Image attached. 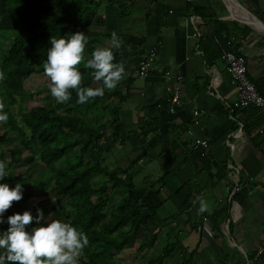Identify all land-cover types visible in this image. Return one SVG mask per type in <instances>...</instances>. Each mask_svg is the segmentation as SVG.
I'll return each mask as SVG.
<instances>
[{"label":"crops","instance_id":"crops-1","mask_svg":"<svg viewBox=\"0 0 264 264\" xmlns=\"http://www.w3.org/2000/svg\"><path fill=\"white\" fill-rule=\"evenodd\" d=\"M94 1L88 30L107 37L104 47L113 31L123 41L113 50L114 62L125 65L118 83L127 93L120 120L146 122L141 146L130 160L138 155L141 169L167 173L166 189L181 186V194L192 199L178 215L171 200L158 210L164 222L146 257L172 245L165 264H240L264 246V118L254 109L231 108L236 95L223 54L244 55L250 81L264 94V36L231 18L223 0ZM233 1L264 27V0ZM151 47L156 49L154 70L140 79L138 65ZM164 71L182 76L181 104L174 113L168 111ZM194 110L203 112L197 125ZM201 138L209 144L206 161L191 156L193 142ZM30 200L23 205L30 207ZM31 229L32 224L26 226ZM253 264H264V256Z\"/></svg>","mask_w":264,"mask_h":264},{"label":"trees","instance_id":"trees-1","mask_svg":"<svg viewBox=\"0 0 264 264\" xmlns=\"http://www.w3.org/2000/svg\"><path fill=\"white\" fill-rule=\"evenodd\" d=\"M94 2L0 0V33H9L3 38V47L0 42V70L7 77L0 81V99L4 100L9 116L7 123H1L4 130L0 134V161L8 168L29 159L25 173L15 175V169L11 168V174L0 183L10 188L22 184V199L13 202L18 207L34 196L28 192L30 184L37 186L39 192L52 191L57 209L55 220L71 223L89 239L79 264H133L125 260L126 255L117 258L126 251L141 257L137 264H165L172 245L164 252L145 257L147 251L154 249L157 230L164 222L158 210L171 200L178 215L191 207L192 199L181 194V186L173 191L166 189L167 173L147 176L142 186L137 187L133 176L140 160L138 155L126 167L105 164L116 145L128 146L129 151L141 146L140 131L146 122L132 125L119 117L127 93L117 85L113 90L106 89L102 97L80 104L73 91L71 99L60 104L49 99L51 94L46 85L28 92L30 101L41 96L43 104L23 108L24 82L32 75L45 76L43 65L51 37L59 39L83 32L89 40L86 57L91 56L95 47H104L107 37L88 30ZM80 70L84 77L82 87L101 86L93 80L92 70L83 65ZM8 144L14 147L8 151L10 159L6 161L4 147ZM23 152L28 153L27 157H23ZM193 153L192 159L206 161V154L200 149ZM30 166L41 170L38 177L29 176ZM116 196L119 199L114 201ZM40 210L49 213V209ZM7 211L0 223V233L9 227Z\"/></svg>","mask_w":264,"mask_h":264},{"label":"clouds","instance_id":"clouds-1","mask_svg":"<svg viewBox=\"0 0 264 264\" xmlns=\"http://www.w3.org/2000/svg\"><path fill=\"white\" fill-rule=\"evenodd\" d=\"M88 36L76 32L59 39L50 38L46 62L43 65L44 74L48 78L49 91L57 103L68 102L74 91L77 103L83 104L90 98L102 97L105 90H113L122 80L125 65L121 61L114 62V49L121 48L123 41L115 31L111 33L109 46H97L90 57H86ZM92 70L95 82L100 87H82L83 73L80 66ZM6 74L0 70V81L6 80ZM6 104L0 99V123H7L9 116L5 111ZM7 164L0 161V180L8 176ZM23 187L17 183L10 188L8 184L0 183V216L13 202L22 199ZM206 205L201 201L200 211ZM39 224L44 220L43 212L37 209L35 217L28 211L23 214H13L7 218L9 227L0 233V264H79L83 250L89 244V239L83 231H79L71 223L52 220L47 227L26 230V226ZM0 220V223H3Z\"/></svg>","mask_w":264,"mask_h":264},{"label":"built area","instance_id":"built-area-1","mask_svg":"<svg viewBox=\"0 0 264 264\" xmlns=\"http://www.w3.org/2000/svg\"><path fill=\"white\" fill-rule=\"evenodd\" d=\"M193 2L194 0H186ZM199 35V34H198ZM200 36V35H199ZM198 36V37H199ZM223 59L226 63V74L231 87L235 91L236 98L231 103V108L234 110L254 109L257 110L264 118V94H261L255 85L250 81L247 74V66L244 55L237 53L234 50H229L223 54ZM156 63V49L151 47L146 55L139 63L136 76L140 79H147L154 70ZM165 82L164 91L167 94L168 111L174 113L177 107L181 104V82L182 76L179 74L164 71L162 73ZM202 111L194 110L192 115L194 123L197 125V119ZM193 150L200 149L205 155L209 151L207 139H196L193 142ZM264 256V246L254 251L250 256L244 258L240 264H253Z\"/></svg>","mask_w":264,"mask_h":264},{"label":"rangeland","instance_id":"rangeland-1","mask_svg":"<svg viewBox=\"0 0 264 264\" xmlns=\"http://www.w3.org/2000/svg\"><path fill=\"white\" fill-rule=\"evenodd\" d=\"M92 5V4H91ZM9 36V33H0V42H1V46L3 47V38H6ZM0 46V48L2 49V47ZM6 47V44L4 46V48ZM49 84L48 78L44 75H32L31 77H29L25 82H24V95H25V100L26 102L23 105V108H31V107H35V106H39L42 105L43 102H41L39 97H36L33 101L29 99V90L31 89H35V88H39V87H43ZM49 99H54L52 96L49 97ZM16 109L15 106H13V109ZM3 125L0 123V134L3 131ZM14 145L13 144H8L6 147H4V151H5V159L6 161H8L10 159V155H9V150L11 148H13ZM28 153L23 152V157H27ZM133 156V151H129L128 150V146H125L124 148H121L120 146L116 145L112 151L107 155L106 158V163L109 167H112L113 163L118 164L119 166L122 167H126L128 165V163L130 162V158ZM29 161V159H25L24 161H22L21 163H19L18 165H12L9 166L7 168V172L8 174H11L10 169L14 168V172L15 175L17 174H22L25 173L26 171V166H27V162ZM154 170L144 167L143 169H139L137 170L136 174L133 176V182L137 187H141L142 186V180L147 177V176H152L154 175ZM18 172V173H17ZM41 170L38 167H31L30 166V173L29 176L31 177H38L40 174ZM156 174V172H155ZM155 176V175H154ZM33 183H35L36 181H32ZM29 189L28 192H32L33 193V197L32 200L29 201V206L23 205L24 203H21L19 205H22L21 207H18L16 204H12V207L8 209V214L11 216L17 212L18 209H22L21 211H28L32 214L33 217L36 216L37 214V209H41V208H46L49 209V213H43L44 215V220H42L39 224H37L35 222V220L32 223V228H36V227H47V223L50 221V219L55 220L56 219V207H54V198L52 196V191L50 190H46L45 192H39L38 187L37 186H33L32 184L29 185V187L27 188ZM119 199L118 196H116L114 198V201H117ZM32 208V210H31ZM12 210V211H11ZM16 210V211H15ZM52 210V211H51ZM23 213V212H22ZM7 216V213L5 212V217ZM154 250V249H153ZM128 251L126 252H122L121 254H119L117 256L118 259L125 257V260L128 262H131L133 264H137L140 263V260L142 261L141 257H137V255H134L132 253H130V255L128 256ZM146 257V255H145Z\"/></svg>","mask_w":264,"mask_h":264},{"label":"water","instance_id":"water-1","mask_svg":"<svg viewBox=\"0 0 264 264\" xmlns=\"http://www.w3.org/2000/svg\"><path fill=\"white\" fill-rule=\"evenodd\" d=\"M223 1L231 18L241 21L242 23L248 25L249 27H251L252 29H254L255 31H257L258 33L264 36V27L257 24L248 17H246L239 10V8L236 6L233 0H223ZM139 169H141L140 165H138L134 170L137 171Z\"/></svg>","mask_w":264,"mask_h":264}]
</instances>
